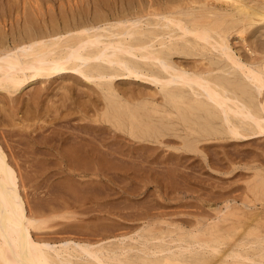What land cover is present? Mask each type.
Listing matches in <instances>:
<instances>
[{
  "label": "bare ground",
  "instance_id": "bare-ground-1",
  "mask_svg": "<svg viewBox=\"0 0 264 264\" xmlns=\"http://www.w3.org/2000/svg\"><path fill=\"white\" fill-rule=\"evenodd\" d=\"M72 1H74V0H58L59 6L61 8V10H60L61 12L60 11L56 12L55 3L53 2V0H0V7L7 9L8 13L10 12V14H11L10 19L0 18V92L4 94L5 98H7V100L13 101V102H18V100L20 98V94L22 91H24L26 88H28L31 85L33 86L34 84L40 83L41 85H39L37 87L34 86L35 87L34 89L31 88L32 92H30V95H31V98H33L35 100V98L42 97L43 94L47 90L50 91V88H52L54 86L53 83L54 82L56 83V81L60 80V78L61 79L62 78H65V79L69 78V79H73L75 82L76 81L79 82L78 84L83 83L84 85L88 86L89 90H87L85 88V90H87V93H85V96H86V98L89 97L88 99H86L88 102L85 101V102H87L86 103L87 106H89V109L87 107L88 110L92 109L97 114L99 112L100 113L101 112L108 113L109 111H112V113H114V120L117 119L121 123H124L122 118L126 114V110L128 111L127 108H130V109L133 108V112H134V110H136V106H141L143 108V111H142V109L141 110L139 109V112L142 111V113H140V114L144 113V109L146 110V114L150 113V111L152 112V113H150V115H148L149 119L144 118L147 120V122H151V123L154 121L157 122V120L160 119L161 124H162V122H163V124H165L164 127H168V125H171V126H174L175 130H179L180 127L182 128V126H179L180 123H182V124H184V127L187 126L186 127L187 130H189L188 129V126H190L189 125L190 123H188V113H189L188 110H189L190 112L197 114L198 116H196V117L201 118V120H203V122H205L203 124V125H205L204 128L206 131H209L210 134L211 133L218 134V133L224 132V133H226V136L230 137L229 140L232 141V139H233V140H236L238 142H240V141L242 142L243 140H250L251 141L257 137L263 138V136H264V0H123V4L121 6V9H119L118 13L113 12V14L110 16L101 10H97L96 13L94 14L93 18H90L88 16V12H89L88 9L89 8L87 9V12H86L87 14L77 13L74 10V2L75 1L74 2H72ZM84 2H82V3H84ZM66 3L71 8V11H69L67 13L62 12L63 7L66 6ZM94 4L96 5V3H94ZM97 4H98V2H97ZM59 6H58V8H59ZM91 14H92V12H91ZM74 84H72L71 82L70 83L68 82V83H64L62 86L65 89L70 90V89L76 88ZM62 86H60V87H62ZM57 89L58 88H56L55 90H57ZM73 90H72V93H74ZM76 91H77V89H76ZM58 92H57V94H58ZM76 93L77 92H75V94ZM83 94L84 93H82L80 96L77 94L80 98H78L77 96L74 97V98H76V101H78V102L81 101L80 99H82ZM65 95H66V93H65ZM26 96H28V95H26ZM69 96H70V94H69ZM71 99H73V98L71 97ZM2 100L3 99L0 98V102ZM40 100H41V98H40ZM83 100H82V102H83ZM3 101H5V100H3ZM25 101H27V100H25ZM43 102H41V103H43ZM9 103H11V102H9ZM53 103H55V101ZM21 105H23V108H24V104H21ZM74 105H75V103H74ZM75 106H77V105H75ZM134 106H135V108H134ZM51 107H53V105H51ZM56 109H57V107H56ZM46 110H47V108H46ZM79 111H81V110H79ZM23 112H24V110H23ZM156 112L157 113L163 112L161 114L158 113L157 114L158 117H159V115L162 116L164 114V112L167 113L168 117H169L170 112H171V115L173 117L172 118L170 117L168 119H164V118L157 119L155 117ZM82 113H83V111H82ZM95 113H93V114H95ZM100 113H99V115H100ZM153 113H155V114L153 115ZM174 113H176L175 115L178 114L176 118H175ZM80 114H81V112H80ZM80 114L78 113V115H80ZM129 114L131 116L130 112H129ZM133 114H134V116H136L137 112H136V115H135V112ZM15 115H16V113H15ZM27 115H26V117H27ZM96 115H94V116L98 120L99 116L97 118ZM112 115L110 117H112ZM68 116L67 117L64 116V117L70 119ZM76 117H78V116L76 115ZM83 117H84V115H82V118ZM73 118H75V117L73 116ZM92 118L90 116L89 119L96 122L95 121L96 119L94 118L95 120H93ZM101 118L102 117L100 116V119ZM140 118H142V117H140ZM140 118H138V120ZM21 120H23V119L21 118ZM40 120H39V123H41ZM134 120H135V123L136 122H138V124H139V122L141 123V121H138V120L136 121L135 118L132 120V123H134ZM195 120H198V119L195 118ZM101 121H103V120H101ZM30 122H28L27 124H29ZM79 122H81V121H79ZM114 122L115 121H112L111 124L114 125L115 124ZM129 122L131 124V120ZM32 123H34V120ZM100 123L101 122L99 120L98 124L89 122V123H85L84 125L83 124L82 125L86 126L88 128L87 132H89V134L93 136V138H91L88 135V136H86L85 140H87V142H88V140L97 139L100 142V145H102V146H98V145L91 146L88 143H84L82 145L81 144L80 145H74L75 147L74 146L71 147L72 148L71 150H69L68 148H65V146L52 148L56 157L59 160V163H60L59 166H62L60 159L65 158V159H68L70 161L69 162L70 164L68 166L69 169L73 170V171H78V173L81 174L82 176H89L90 178L91 177L93 178L95 176L96 177L108 176V172H109L108 167H110V165L108 164L109 163V161H108L109 155H113V153H115V152H120V153L124 152V150H125L124 145L125 144H124L123 140L120 139V136L121 135L123 136V134L120 133L121 130H120V132H118L119 130L114 131V130H112L113 125H109V126L107 125L106 126V125H101ZM116 123H118V122H116ZM44 124H46V123H44ZM52 124H55V123H52ZM142 124H139L140 127ZM161 124H159V125L161 126ZM132 125H131V127L133 128L134 125L133 126ZM143 125L147 126L148 124L146 123ZM152 125H151V127L153 130ZM48 126H49V122H48ZM129 127H130V125H129ZM155 127L157 128L156 125H155ZM32 128H34V127H31V129ZM136 128H137V133H138V131H139L138 126ZM117 129H119V128H117ZM130 129L131 128H129V130ZM143 129L145 130V128H143ZM25 130H27V129H25ZM134 130H136V129H134ZM190 130H192V129H190ZM190 130L187 132L193 133V130L192 131H190ZM132 131L133 130L131 129V131H129V133L131 134ZM184 131H185V129H184ZM59 132H60V130H59ZM73 132H75V131H73ZM134 132H136V131H134ZM32 133H33V131H32ZM133 133H132V136H134V134H135V133L134 134ZM169 135H171V134H169ZM132 136L130 138H132ZM1 137H2V135L0 134V264H194L197 262V260L200 262V263L198 262V264H201L202 262H203V264L204 263H206V264H222L225 262V260H228L229 257L231 258V256H238L239 257L238 260H241V261H243L241 258L246 256V257H248V259L249 258L255 259L256 263H258V264H264V247L263 248L259 247V242H261V240L263 242L264 239H262V237L260 236L258 238L260 240V241L258 240L259 241L258 244H251V242L247 243V240H249L248 238H250L252 235L255 236V234H253V232L256 233V231H257V230L255 231L253 228H254V223L255 224L258 223L256 221H257L258 217L261 215V212H259V211L255 212L253 214L254 218L253 217L252 218L255 222H247V224L245 223V225H246L245 227L241 226L242 228H244L243 230L241 227L238 226V225H241V221H240L241 218L239 220L240 221L239 224H238L239 221L235 222L238 224L236 226L232 225L235 223H233L232 222L233 220H231V219H233V215H234V218H236L235 217L236 212L237 211L241 212L242 209L236 210L235 214L231 213L233 215H232V218L229 220H231L232 224H228V222H229L228 218H227V221H228L227 224L228 225L223 224L219 220L221 222V224L224 226V228L231 227V228H233V230L235 229L234 231L232 230V235H230L231 232L229 233V230H228V233H229V235H228V233H225L227 231H225L224 228L223 229L220 228L221 231L224 230L222 232H224L225 235L227 234L226 236H228V237L232 236L233 240H234V236H236V235H238V236L235 237V241H233V243H231L232 239H228V237H227L228 241H231L230 242L231 244L227 241L229 245L226 246L227 245V242H226V245H225L226 248L222 249L221 251L219 250L220 252H218V254H217L218 249H221L223 246L220 248H217V247H214L213 245H210V246H213L212 248L214 250H216L215 248H217L216 253L214 254V250H212L213 254L211 253L212 255H210V256L208 254H210L209 252H211V251H201V249H199V248H203L204 246H205L204 248L207 249L208 245L204 244V242H200V241L198 243L196 242L197 245L199 244V246H197L199 248H195L194 247L195 243L190 244L191 243L190 240H188L186 238H182L183 235L181 236L180 234L184 233V229L180 230V228H179V230H176L178 227L177 228L175 227L176 229L174 228V230H176L177 232L178 231L180 232V234L178 233L177 236L176 235L174 236V234H176L177 232L173 231L174 232V234L172 233L173 235L171 234V232L169 233L171 236L170 238H167V237H165L163 239L156 238V237L160 236V235L156 236L157 232H159V233L161 232L164 234L165 232H168L169 229L167 231L166 228L155 225L157 223L154 220L156 214L152 212L153 210L152 211L150 210L148 212L150 202L152 200H149L150 201V202H148L149 206L143 205V204H145L146 200L142 204L143 208L148 206V210L146 211V209H145V211L147 213L141 212V213H144L142 216L146 218V220L145 219L144 220L147 222V224L143 223V227L137 226L136 227L137 232L135 231L136 233H134L135 235L131 233L133 231L132 225H131L132 231H129L130 230V228H129L128 231L126 229H124V231L126 230L125 232L122 231V233L116 234V232H118V231L115 232V230L120 228V226L123 224V221H121L122 220L121 219L120 223H114L115 221L111 220V218H109V220H111V222H113V223L108 224L110 221L108 223H106V225H104V227H105L104 230H106V231L109 230L113 234L110 233L112 235H109L108 237H110V238L107 240H103L106 237L104 235V238H101L99 236L100 239H102L103 241H101V240L91 241L88 239L89 237H86V234H85V237L87 239L84 237L85 239H83V240H82L83 235L82 236L77 235V236H79V238L80 237H82V238L81 239H75V238H70L71 236L66 237L67 234H65L64 236L66 238L62 239L61 241L53 240L50 238H44L45 235L43 236V234H42L43 237L42 236L40 237L39 234H38L39 235V237H38V235H36L38 232L35 234V231L33 229L38 227L36 225V221H37L36 215L38 214L37 211H39V210L35 211L33 208H31L32 206L30 208L27 207L25 197H24V194L22 191L23 190V188H22L23 183L21 184V182H20L21 181L20 177L22 176L20 174V171L22 169L20 170L18 167L17 162L19 160L15 161L16 158H14L13 155H10L8 153V151L6 150L5 146L2 143ZM63 137H65V136L63 135ZM125 137H127V136H125ZM136 137L137 136L135 135V138ZM163 137H166V136H163ZM5 139H8V138H5ZM200 139L201 138H199V140ZM215 139H217V138H215ZM223 139L224 138H222L220 140H223ZM93 140H91V141H93ZM162 140H163V138H162ZM173 140H175V139H173ZM176 140L178 142V139H176ZM197 140H198V138H197ZM118 141L120 144H118ZM125 141H127V140H125ZM132 141H133V138L131 139V143H132ZM180 141H181V139H179V142ZM236 141H234V142L236 143ZM5 142H6V140H5ZM125 143L127 144V142H125ZM128 143H130V142H128ZM137 143L139 145L141 144L139 142H137ZM148 143H149V141H148ZM148 143H146V144H148ZM113 144H116V146L118 144L120 146L111 147L110 145H113ZM135 144H134V147H135ZM146 144H144V145H146ZM159 144H161V143H159ZM225 144H226V142H225ZM228 144H230V142ZM216 145L218 146L219 143H217ZM105 146L111 147L112 149L107 150L108 149L107 148L105 150ZM141 146H139V148L138 147H135V148L140 149ZM149 146L144 148V149H147V152H148ZM220 146H218V147H220ZM134 147H133V149H134ZM223 147H224V145L221 146V148H223ZM130 148H131V152H133L132 147H130ZM224 149H225V147H224ZM137 150L134 149V151L136 153L138 152ZM142 150H143V148H142ZM142 150H140V151H142ZM156 150H153V151H156ZM128 151H130V150H128ZM143 151L146 152V150H143ZM153 151L152 152L150 151L152 153V155L155 154V152L153 153ZM160 151H158V153H161V155L163 153H165V154L167 153L166 155L168 156L170 153H172V152H170V153L169 152H163L162 150H160ZM131 152H130V154H131ZM135 152H134V154H135ZM173 152H175V151H173ZM127 153H129V152H127ZM151 153H149V154H151ZM179 153H177V154H179ZM165 154H163V155H165ZM181 154H183V153H181ZM181 154H180V156H181ZM131 155H133V153ZM135 155L137 157L138 153ZM152 155H151V157H152V159H154L153 156H155V155H153V156ZM170 155L174 156L172 154H170ZM147 156H150V155H147ZM167 156H166V158H167ZM229 156L231 157V155H228V157ZM119 157H123V156H119ZM157 157H159V154H157ZM124 158H125V156H124ZM132 158H130V159H132ZM176 158H179V155ZM152 159H150V160L152 161ZM162 159H161V164L163 163ZM175 159L172 162H175ZM179 159H181V161H182V159H184V157L183 158L180 157ZM126 160H128V159H126ZM132 160H131V163L133 164ZM146 160H148V159H146ZM165 160L166 159L164 158V162L169 163L170 159L169 160L167 159V161H165ZM177 160H176V162H177ZM222 160H223V157H222ZM230 161H233V159ZM154 162L156 163L157 161H154ZM183 162H185V160H183ZM183 162H182V164H183ZM220 162H221V160H220ZM155 163L153 164L151 162V164H153V166L155 165L154 168H156V165H157ZM144 164H145V162H144ZM164 164H166V163H164ZM170 164H172V163H170ZM177 164H178V162H177ZM153 166L152 167L150 166V168H153ZM114 167H116V166H114ZM134 169H136V168H134ZM45 170H47V169H45ZM131 170H133V169L131 168ZM156 170H158V169H156ZM60 171L71 173L69 175L73 176L72 172H70L69 170L67 171L66 169H62ZM179 171H180V169H179ZM136 172L137 171H134L135 175L131 174V175H134L132 177L135 178V176L137 175ZM138 172H140V169ZM156 172H158V171H156ZM156 172H154V174H156ZM257 173H260V172H257ZM257 173L255 176H257ZM150 175L152 176L151 178L158 177V175L157 176L156 175L153 176L152 174H150ZM159 175H161V174H159ZM261 176H262V174H261ZM139 177L141 180H143V178H141V176H139ZM139 177H138V179H139ZM161 177L163 178V176H161ZM136 178H137V176H136ZM151 178H150V180L148 179L149 181H151L150 184H152V180L154 183H157V182H155L154 178L152 180H151ZM145 179L146 178H144L143 182L142 181H140V182L147 183V181L145 182ZM157 179H156V181H157ZM159 179H160V177H159ZM164 179H162L161 184H162L163 180L164 181L169 180L166 178H164ZM262 179H264V178H262ZM160 180H158V182ZM149 181H148V183H149ZM53 183L54 182H52V184ZM62 183H63V181H62ZM89 183H91V182H89ZM97 183H98V181H97ZM108 183H109V181H108ZM126 183H128V182H126ZM132 183H131V185H132ZM134 183L136 184V182H134ZM137 183H139V182H137ZM142 183H140V184H142ZM258 183L257 184L261 186V182H258ZM74 184H75V182H74ZM94 184H95V182H94ZM94 184H91V185H94ZM102 184L103 183H101L100 185H102ZM111 184L112 183H110V185ZM161 184H159V185L161 186ZM138 185L139 184H137L136 186L138 187ZM169 185H170V183H169ZM255 185H253V186H255ZM136 186H134V187H136ZM140 186L137 188L139 191H141L140 189L143 188L144 185H142L141 188H140ZM145 186L147 187V185H145ZM156 186H158V183ZM107 187H109V186H107ZM61 188H63V185ZM71 189H72V187H71ZM131 189L135 191V189H133V187H131ZM63 190H64V188H63ZM91 190H93V189H91ZM119 190H120V188H119ZM121 190H123V189H121ZM132 190H131V192L133 193ZM108 191H106V192H108ZM139 191H137V192H139ZM110 192H113V191H110ZM135 193H136V191H135ZM146 193H147V191H146ZM226 195L227 194H225V195L222 194V196H226ZM76 196H77V194H76ZM90 196H92V195H90ZM116 196H118V194ZM110 197H111V195H110ZM132 197H133V195H132ZM146 197H144V198H146ZM60 198H62V197H60ZM65 198H67V197H65ZM135 198L136 197L134 196V198H131V199H135ZM138 198H140V196H138ZM53 199H55V198H53ZM58 199H56V200H58ZM155 199H158L157 201L159 202V204L162 201V199H160L158 197L154 198V200ZM89 200L90 199L88 198V202H90ZM141 200H138L139 201V204H137L138 206L139 205L141 206V204H140ZM154 200H153V202H154ZM60 201H62V200H60ZM134 201H136V200H134ZM134 201H133V203H134ZM27 202H28V200H27ZM164 202L163 203L161 202V203L164 204ZM61 203H63V201ZM76 203L74 202L75 207H76ZM86 203L87 202H85L84 205ZM136 203H137V201H136ZM235 203H236V201H235ZM70 204H71V201H70ZM74 204L71 205L72 208H73ZM80 204L81 203H79V206H80ZM96 204H98V203H96ZM151 204H153V203L151 202ZM154 204H156V203H154ZM154 204L151 205V207H153L152 209H154ZM165 204H166V202H165ZM39 205H41V204H39ZM46 205L48 206V204H46ZM61 205H63V204H61ZM169 205L167 203L166 206L162 205L161 207H163V206L167 207ZM225 205H226V203H225ZM65 206H68V205H65ZM79 206H77V207L79 208ZM96 206H93V207H96ZM101 206H99L100 207L99 209H101ZM242 206L244 207V205H242ZM158 207H160V206H158ZM249 207H250V205H249ZM143 208H140V210ZM224 208H226V207H224ZM231 208H232V206H231ZM237 208H235V209H237ZM244 208H246V207H244ZM81 209H82V207H81ZM136 209L138 210L139 208L137 207ZM163 209H164V211L167 210L166 208H163ZM52 210H56V209L52 208ZM52 210H50V212ZM62 210H61V212H63ZM64 210H65V207H64ZM73 210H74V208H73ZM110 210H111V208H110ZM130 210H132V208ZM137 210L136 211L134 210L135 213L138 212ZM156 210H158V209H156ZM173 210H176V209H172V211ZM229 210H226V211L228 212ZM94 211H95V208H94ZM127 211H128V209H127ZM134 211H133V214H134ZM172 211L170 209V212H172ZM41 212H43V210ZM167 212H169V211H167ZM242 212H241V214H242ZM245 212L243 214H245ZM48 213H49V211H48ZM97 213H99V212H97ZM131 213H132V211H131ZM141 213H136V214H141ZM222 213H223V211H222ZM222 213H221V216L224 214V213L223 214ZM238 213H237V217L243 216V214L240 216ZM136 214H134V215H136ZM182 214H183V212H182ZM96 215H98V214H96ZM228 215H229V213H228ZM46 216H47V214H46ZM107 216L109 217V214H107ZM244 216H246V215H244ZM84 217H86V216H83L82 218L84 219ZM134 217L135 216H133L132 217L133 219L131 218V220L134 221V219H135ZM180 217L183 218V216H180ZM263 217H264V215H263ZM99 218H100V216H99ZM99 218H96V220L98 221V220L102 219V218L101 219H99ZM105 218H107V217H105ZM114 218L116 219L117 217H114ZM175 218H177V217H175ZM182 218H179V219L182 220ZM207 218H206V220H207ZM166 219H164L163 222L169 221ZM187 219H189V221H190L192 218H187ZM248 219H250V218H248ZM248 219H245L243 217L242 220L247 221ZM263 219H262V222H263ZM38 220H40V219H38ZM70 220H67L69 223L67 221H65L63 224H66V225L70 224V222H71ZM94 220L95 219H93L92 221L94 222ZM105 220H103V221H105ZM117 220H118V218H117ZM183 220H186V218L185 219L183 218ZM72 221H73V219H72ZM75 221H80V219L79 220L75 219ZM87 221L83 220V222H82V219H81V225H82V223L85 224L84 222H87ZM210 221H211V219L208 222H210ZM258 221H260V218ZM90 222H91V219L89 221V224H90ZM126 222L127 221L125 220V223ZM194 222H197V221H194ZM262 222H259V223L263 224L264 222L263 223ZM98 223L99 222H97V224ZM217 223L220 224L218 221H217ZM224 223H226V222H224ZM242 223H244V222H242ZM259 223H258V225H259ZM91 224H93V223H91ZM103 224H105V223H103ZM158 224L160 225V223H158ZM164 224H170V223H164ZM35 225H36V227H34ZM207 225L211 227L210 228L211 231L216 232L215 231L216 228L218 229V227L216 226V227H214V230H213L210 223L206 224V226ZM212 225L215 226L214 221L212 222ZM258 225H255V226H258ZM260 225H259V228H261ZM70 226H68V229L70 228ZM102 226L98 225L99 229ZM128 226H130V225H126V228ZM162 226H163V224H162ZM181 226H182V224H181ZM198 226H199V223H198ZM200 226H201V224H200ZM204 226H205V224H204ZM208 226L204 230L207 231V229L209 228ZM252 226H253V228H252ZM61 228H62V226H61ZM79 228H80V224H79L78 229ZM90 228H91V226H90ZM97 228H95V229L97 230ZM184 228L186 229V227H184ZM202 228H204L203 225L200 229H202ZM238 228H239V231H238ZM65 229H66V227H65ZM72 229L73 228H71V230ZM87 229H89V228H87ZM87 229L85 230L86 231L85 233L90 231V229H89V231H87ZM200 229H198V230H200ZM236 229H237V232H236ZM35 230L37 231L38 229H35ZM53 230L54 229H52L51 231H53ZM182 230H183V233H181ZM187 230H189V229H187ZM252 230H254V231H252ZM40 231L42 232V230H39V232ZM43 231H45V230H43ZM47 231H49V230H47ZM63 231L64 230H62V232ZM91 231H93V230H91ZM211 231L208 232L207 234L210 233V235H211V233H213ZM60 232L61 231H59V233ZM97 232H99V231L97 230ZM114 232H115V234H114ZM192 232H193V230H192ZM197 232H194L195 233L194 235H196V237H193V239H192L193 241L195 238L197 239L198 236L200 235ZM219 232L220 231H218V233ZM49 233H52V232H49ZM91 233H93V232H91ZM188 233H190V232L188 231ZM224 233L222 234L220 232V234H222V238H223ZM251 233H252V235H250L248 237V235ZM263 233H264V230H263ZM202 234L203 233L201 231V236H202ZM205 234H206V232H204V235ZM214 234H213V236L214 237L216 236L215 239L216 238L218 239L219 237H221L220 235H219V237H217V235H218L217 233H214ZM259 234L257 233V235H259ZM49 235L47 234V236H49ZM68 235H69V233H68ZM94 235H95V233H94ZM186 235H187V238H189V239L191 238V237H188L189 236L188 234L184 233L185 237H186ZM190 235L192 236V233H190ZM204 235L202 237L201 236H199V237H201L202 239L203 238L205 239L206 237H204ZM96 236L94 238H98ZM178 236H180V237H178ZM262 236H264V235H262ZM162 237H163V235H162ZM214 237L210 238V239H208V238H206V239L211 240V239H214ZM90 238L93 239V235L90 236ZM155 238L158 239V241L159 240H161V241H159V242L155 241ZM153 239H154V241H153ZM188 241H189V243H188ZM208 244H210V243L208 242ZM205 249H202V250H205ZM188 253H190V255H188ZM199 253H203V255L198 256ZM193 254H196V256L195 255L194 256L197 259L191 261L189 256L192 257ZM226 262L227 263H224V264H228V261H226ZM245 262H247V261H245ZM231 264H235V263L232 262Z\"/></svg>",
  "mask_w": 264,
  "mask_h": 264
},
{
  "label": "rangeland",
  "instance_id": "rangeland-1",
  "mask_svg": "<svg viewBox=\"0 0 264 264\" xmlns=\"http://www.w3.org/2000/svg\"><path fill=\"white\" fill-rule=\"evenodd\" d=\"M74 1H72V2H74V10L77 13H79V14H87L86 12H87V9L89 8L88 9V11H89L88 12V16L90 18H93L94 17V14L96 13L97 10H101L104 13H107L108 15L111 16L113 14V12H117L118 13L119 12V9H121V6L123 4V0H121V1L120 0H107V1L106 0H96V1L95 0L94 1L93 0H82V1L81 0H77V1L74 0ZM53 2L55 3L56 12H59L61 10V8L59 6L58 0H53ZM82 2H84V3H82ZM97 2H98V4H97ZM94 3H96V5ZM58 6H59V8H58ZM64 7H63V11L62 12H66L67 13V12L71 11V8L67 5V3H66V6H64ZM91 12H92V14H91ZM10 17H11L10 12L8 13L7 9L0 7V18L10 19ZM68 79L69 78H67V79H65V78H62L61 79L60 78V80L56 81V83L55 82L53 83V85L55 87L53 86L52 88H50V91L47 90L43 94L44 97L42 96V97H39V98H35V100L33 98H31L30 92H32V89H34L35 87L41 85L40 83L34 84L33 86L31 85L28 88H26L24 91H22L21 94H20V98H19L18 102H13V101L7 100V98H5V96H4V94L0 92V94H1L0 95L1 96L0 98H2L3 100L6 101L5 102V101L2 100L0 102V134L2 135V137H1L2 139L1 140H2V143L5 146L6 150L8 151V153L10 155H13L14 158H16L15 161H18L19 160L17 162V164H18L19 169L20 170L22 169L20 171V174L22 175V176L20 175L21 176L20 177V180H21L20 182H21V184L23 183L22 184V188H23L22 191H23V194H24V197H25V201H26L27 207L30 208L32 206L31 208H33L35 211L39 210V211H37L38 214L36 215L37 216L36 225L38 227H36V225L34 226V227H36L35 229H38V230L36 231L35 229H33L35 231V234L38 232L36 235L39 234L40 237H41L42 234H43V236L45 235L44 238H50V239L57 240V241H61L62 239L66 238L68 236L69 237L71 236L70 238L81 239L82 237L79 238V236L80 235L81 236L83 235L82 240L85 239L86 237H89L88 239L91 240V241H97V240L103 241V240L109 239L110 237H108V236L113 234L109 230L108 231L104 230L105 229L104 225H106V223H108L109 221L110 222L108 224L113 223V222H111V220H114L115 221L114 223H120L121 221H123V224L120 226V228L119 229L116 228L117 230H115V232L118 231V232H116V234L122 233V231L123 232H125L126 230L128 231L129 228H130L129 231H132L133 230L131 233L134 234V233L137 232V229H136L137 226L143 227V223L144 224H147V222L145 221L146 218L142 216L144 213H141V212H146L148 210V206H149L148 205V202H150L149 200H152L151 202L153 204L154 203H156V204H154V209H152L153 207H151V205H153V204H151V202H150V206H149L148 212L150 210L151 211L153 210L152 212L156 214L154 220L157 223L155 225L156 226L158 225V226L164 227V228H166L167 231L169 229V231L168 232H165L164 234L160 232L163 235V237H162V235L159 232H157V235L156 236H159V235L160 236L159 237H156V238H159V239H163L165 237L170 238L171 237L170 234H169L170 232H171V234L172 233L174 234V232H177L176 230H179V228H180V230L181 229H184V233L188 234L189 235L188 237H191L190 239L187 238V235H186V237L184 236L183 230L181 232L183 234H180V232L178 231L176 234H174V236L175 235L177 236L178 233L181 236L183 235L182 238H186V239L190 240L191 241L190 244H194L195 243V245H194L195 248H199V247H197V246H199V244L197 245V243L199 241L200 242H204V244H207L208 245V246L206 245L207 246V249L204 248L205 246L203 248H199V249H201V251H211V252H209L210 254H208L210 256V255L213 254V252H212V250H214L212 248L213 246L214 247H217V248H220V247L223 246L221 249H218V251H217V254H218V252H220L222 249H225L226 248L225 245H226V242L228 241V239H232V242L231 241H228V242L229 243L230 242L233 243V241H235V237L238 236V235L234 236V240H233V237L232 236L231 237L229 236L230 238L228 236H226L227 234L225 235V233H228V230H229V233L231 232L230 235H232L233 228H231V227L224 228V226L221 224V222L223 224H225V225H228V224H232V222L235 223L236 221H239L240 218H241V220H240L241 221V225H238L240 223V221L238 222V224L235 223V224H232V225H234V226L238 225L239 227H241V226L242 227L243 226L245 227L246 226L245 223L247 224V222H255L253 220V218H254L253 217V214L255 212H258V211L261 212V215L258 217V219H257L256 222H258V223L259 222H262V219L264 218L263 217V215H264V185H263L264 184V181L263 180L264 179H262V178H264V173H263L264 172V136H263V138L262 137L261 138L260 137H257L258 139L257 138H254L251 141L250 140H243L244 142L243 141L242 142L241 141L238 142V141L233 140V139H232V141L229 140L230 137L226 136V133H224V132L223 133H218V134H216V133L215 134L214 133H211L210 134L209 131H206L205 128H204L205 125H203V124L205 122H203V120H201V118H197L196 116H198V115L197 114H194L193 112H190L189 110H188V112H189L188 113V123H190L189 124L190 126H188V129L189 130L192 129L193 130V133L192 132H190V133L187 132V131H189L186 128L187 126L184 127V124H182V123H180V125H179V126H182V128L180 127L179 130H175L174 129V126H171V125H168V127H164L165 124H163V122L161 124V120L159 118H161V119L162 118L168 119L170 117L172 118L173 116L171 115V112H170L169 117H168L167 113H165V112H164V114L162 116L159 115V117L157 115L159 112L158 113L156 112V114L153 113V115L155 114V117L157 119H159V120H157V122L154 121L152 123L151 122H147L146 119H149L148 118V115H150V113H152V112L150 111V113H147L146 114V110L144 109V113L143 114H140L143 111V108L141 106H136V110H134L135 115H136V112H137V115L136 116H134V114H133L134 113L133 112V108H131V109L130 108H127L128 109V111L126 110V114L127 115L125 114L123 116V118H122V120H123L124 123H121L117 119L114 120V113H112V111H109L108 113H105V112H101L100 113L99 112L100 113V115H99V113L98 114L95 113L94 110H92V109L88 110L89 109V106H87V104H86L88 102L86 99H88L89 97L86 98V96H85V93H87V90H89L88 86L84 85L83 83L82 84L81 83L78 84L79 82L76 81L77 82L76 83L73 79H69V80ZM68 82L69 83L71 82L72 84L75 83L74 85H75L76 88H73L74 90L73 89H70V90L65 89L62 85L64 83H68ZM60 86H62V87H60ZM56 88H58V89L55 90ZM85 88L87 90H85ZM76 89H77V91H76ZM72 90L74 91V93H72ZM57 92H58V94H57ZM75 92H77V93L75 94ZM65 93H66V95H65ZM82 93H84V94L82 96V99H80L81 101H79V102L76 101V98H74V97L77 96L78 98H80L79 96ZM69 94H70V96H69ZM26 95H28V96H26ZM71 97L73 99H71ZM40 98H41V100H40ZM25 100H27V101H25ZM82 100H83V102H82ZM52 101L53 102L55 101V103H53ZM85 101H87V102H85ZM9 102H11V103H9ZM41 102H43V103H41ZM74 103L77 106H75ZM21 104H24V108H23V105H21ZM51 105H53V107H51ZM56 107H57V109H56ZM87 107H88V109H87ZM46 108H47V110H46ZM134 108H135V106H134ZM139 109L140 110L142 109V111L139 112ZM23 110H24V112H23ZM79 110H81V111H79ZM82 111H83L84 114L82 113ZM14 112L16 113V115H15ZM80 112H81V114H80ZM129 112L131 113V116H130ZM78 113L81 116L78 115ZM93 113H95V114H93ZM161 113H163V112H161ZM161 113H159V114H161ZM175 114L176 113H174V115ZM26 115H27V117H26ZM76 115L78 117H76ZM82 115H84L83 118H82ZM94 115H96L97 118L99 116L98 120L95 118ZM111 115H112V117H110ZM177 115H175V118L177 117ZM64 116L65 117L68 116L70 119L65 118ZM73 116L75 118H73ZM90 116H91V118L93 117L92 118L93 120L96 119L95 121L97 123L94 122V121H92L91 119H89ZM100 116L102 117L101 119H100ZM140 117H142V118H140ZM21 118L23 120H21ZM134 118L136 119V121L138 120V118L141 119V120L140 119L138 120V121H141V123L139 122V124H142V123L143 124H146L147 123L148 125L145 126V125L142 124L141 127H140V125L138 124V122L135 123V120H134V123H132V120ZM144 118H146V119H144ZM195 118L198 119V120H195ZM129 119L131 120V124L129 122L130 121ZM33 120H34V123H32ZM39 120H40L41 123H39ZM99 120L101 122L100 123L101 125H106V126L107 125L108 126L109 125H113L111 123H112V121H115L114 122L115 124L112 126V128H113L112 130H114V131L115 130L116 131L119 130L118 132H120V130H121L120 133L123 134V136L121 135L120 136V139H122L123 142H124V144L126 145V146L124 145V147H125L124 148L125 149L124 152H122V153L115 152V153H113V155H109V159H108L109 163L108 164L110 165V167H108V168H109V172L110 173L108 172V176H103V177H96L95 176L93 178L92 177L90 178L89 176H82L81 174L78 173V171H73V170H70L69 169L68 166L70 164L69 163L70 161L68 159H65V158L60 159L63 167L62 166H59L60 163H59V160L56 157L54 151L52 150L53 147L55 148V147H60V146L64 147L65 146V148H68L69 150H71L72 149L71 147H73L74 145H80V144L82 145L84 143H88L91 146H93V145L102 146V145H100V142L97 139H94V140L91 139L93 141L88 140V142H87V140H85L86 136L89 135V137H91V138H93V136L90 135L89 132H87V129L88 128L86 126H83L85 123H89V122L90 123L98 124V121ZM101 120H103V121H101ZM27 121L28 122L31 121L30 123L32 125L30 123L27 124L28 123ZM79 121H81V122H79ZM43 122L46 123V124H44ZM48 122H49V126H48ZM116 122H118V123H116ZM52 123H55V124H52ZM132 124L134 125L133 128L131 127ZM159 124H161V126ZM129 125H130V127H129ZM151 125L153 126V130H152ZM155 125L157 126V128L155 127ZM137 126H138V130H139L138 133H137V128H136ZM31 127H34V128L31 129ZM117 128H119V129H117ZM129 128H131L133 130L131 132V134L129 133V131H131V129L129 130ZM143 128H145V130ZM25 129H27V130H25ZM134 129H136V130H134ZM184 129H185V131H184ZM59 130H60V132H59ZM192 130H190V131H192ZM32 131H33V133H32ZM73 131H75V132H73ZM134 131H136V132H134ZM132 133L134 134V136H132ZM169 134H171V135H169ZM63 135L65 137H63ZM135 135L137 136L136 138H135ZM125 136H127V137H125ZM131 136L133 138L132 143H131V139L132 138H130ZM163 136H166V137H163ZM161 137L163 138L164 141L162 140ZM5 138H8V139H5ZM197 138H198V140H197ZM199 138H201V139L199 140ZM215 138H217V139H215ZM222 138H224V139L223 140H220ZM173 139H175V140H173ZM176 139H178V142H177ZM179 139H181V141L183 143L181 141L179 142ZM5 140H6V142H5ZM125 140H127V141H125ZM148 141H149V143H148ZM234 141H236V143ZM125 142H127V144ZM128 142H130V143H128ZM137 142H139L141 144L139 145ZM145 142L148 143V144H146ZM225 142H226V144H225ZM229 142H230V144H228ZM159 143H161V144H159ZM217 143H219L218 146H220V145L223 146L224 145L225 149H224V147L221 148V146L218 147L216 145ZM118 144H120L119 141H118ZM118 144H117V146H120ZM134 144H135V147H138V148L142 144L143 145L146 144V145H144L145 147L142 145L140 147V149L137 148L138 149L137 150L134 147ZM147 145L148 146L150 145L149 148H148V152L149 153H151L153 150H156L157 149L158 151L162 150L163 152H169V153L172 152L170 154H172L174 156H171L169 153H168L170 155V156L168 155L169 157L166 155L167 153L166 154L163 153L165 155H163V154L161 155L162 152L160 151L161 153H158L157 150H156L157 152L156 151H153V153L155 152V154H153L155 156H153L152 153L149 154L147 152V149H144V148L148 147ZM110 146L111 147H117L116 144H113V145H110ZM111 147H108V146L106 147L105 146V150L107 148H108L107 150H110V149H112ZM130 147H132V151L133 152H131V148ZM133 147H134L135 150L138 151L137 152L138 153L137 157L135 155L137 153L134 151ZM142 148H143V150H146V152L143 151ZM128 150H130V151H128ZM140 150H142V151H140ZM173 151H175V152H173ZM125 152L126 153L129 152V153L126 154ZM130 152H131V154L133 153V155L135 157L133 155H131ZM134 152H135V154H134ZM177 153H179V154H177ZM181 153H183V154H181ZM157 154H159V157H157ZM180 154H181V156H180ZM147 155H150V156H147ZM151 155L153 156L154 159H152ZM178 155H179V158L180 157H182V158L184 157V159H182V161H181V159L176 158V157H178ZM228 155H231V157L230 156L228 157ZM119 156H123V157H119ZM124 156H125V158H124ZM166 156H167V158H166ZM222 157H223V160H222ZM130 158H132L133 160L130 159ZM145 158L148 159V160H146ZM164 158L166 159L165 161H167V159L168 160L170 159L169 160V163L168 162H164ZM126 159H128V160H126ZM150 159H152V161ZM161 159L163 161L162 164H161ZM174 159H175V162H172V161H174ZM229 159L230 160L233 159V161H230ZM131 160H132L133 164L131 163ZM176 160H177L178 164H177ZM183 160H185V162H183ZM220 160H221V162H220ZM154 161H157V162L155 163ZM144 162H145V164H144ZM151 162L153 164L154 163L157 164L156 165V168H154L155 165L153 166V164H151ZM182 162H183V164H182ZM164 163H166L167 165L164 164ZM170 163H172V164H170ZM114 166H116V167H114ZM132 166L134 168H136V169H134ZM150 166L151 167L153 166L154 169L153 168H150ZM131 168L133 170H131ZM45 169H47V170H45ZM62 169H66L67 171L69 170L70 172H72V175L73 176H70L69 175L71 173H67V172H64V171L63 172L60 171ZM139 169H140V172H138ZM156 169H158V170H156ZM179 169H180V171H179ZM134 171H137L136 172L137 178H136V176H135V178L132 177V176L135 175ZM156 171H158L159 173L156 172ZM154 172H156V174H154ZM257 172H260L262 174V176H261L260 173H257ZM256 173H257V176H255ZM131 174H134V175H131ZM150 174H152L153 176H155V175L157 176L158 175V177H155V178L153 177L154 180H155V182L158 183V186H156L157 183H154L153 182V180H152L153 178H151L152 176ZM159 174H161V175H159ZM139 176H141V178H143V180H141ZM161 176H163V178ZM138 177H139L140 180L138 179ZM159 177H160L161 180L159 179ZM144 178H146L145 179V182L147 181V183H148V181L151 178L152 184H150L151 181H149L148 184L147 183H142L144 181ZM164 178L169 179L170 181L172 180L171 181L172 183L169 180H168L169 182L168 181H164L165 180ZM156 179H157V181H156ZM162 179H164V180H163V182L161 184ZM158 180H160V181L158 182ZM62 181H63V183H62ZM97 181H98V183H97ZM108 181H109V183H108ZM140 181H142V182H140ZM52 182H54V183L52 184ZM74 182H75V184H74ZM89 182H91V183H89ZM94 182H95V184H94ZM100 182L103 183V184L100 185L101 184ZM126 182H128V183H126ZM134 182H136V184ZM137 182H139V183H137ZM256 182L257 183L258 182H261V186L258 185L259 183L257 184ZM110 183H112L111 184L112 186L110 185ZM131 183H132V185H131ZM140 183H142V184H140ZM169 183H170V185H169ZM91 184H94V185H91ZM137 184H139L138 187L140 185L141 186L144 185L143 188H141V186H140V188H141L140 190L141 191H139L137 189L138 188L136 186ZM159 184H161V186ZM62 185H63L64 190H63V188H61ZM145 185H147V187ZM253 185H255V186H253ZM107 186H109V187H107ZM134 186H136V187H134ZM71 187H72V189H71ZM131 187H133V189H135L136 193H135L134 190L131 189ZM119 188H120V190H119ZM91 189H93V190H91ZM121 189H123V190H121ZM131 190L133 191V193L131 192ZM106 191H108V192H106ZM110 191H113L115 194L113 192H110ZM137 191H139V192H137ZM146 191H147V193H146ZM221 193L223 195H225V194H227V195L226 196H222ZM76 194H77L78 197L76 196ZM117 194H118V196H116ZM90 195H92V196H90ZM110 195H111L112 198L110 197ZM132 195H133V197H132ZM64 196L67 197V198H65ZM134 196L136 198L135 199H131V198H134ZM138 196H140V198H138ZM60 197H62V198H60ZM144 197H146L147 199L144 198ZM157 197L160 198V199H162V201L160 200L162 203L165 201L166 204H165V202H164V204H162L161 202L159 204V202L157 201L158 199H155L154 200V198H157ZM53 198H55V199H53ZM88 198L90 199L89 200L90 202H88ZM26 199L28 200V202H27ZM56 199H58V200H56ZM60 200H62L63 203H61L62 201H60ZM69 200L71 201V204H70V201ZM134 200H136L137 203ZM138 200H141V202H140L141 206L139 205L140 207L137 205V204H139V201ZM153 200H154V202H153ZM133 201H134V203H133ZM144 201H145V204H143ZM235 201H236L237 204L235 203ZM74 202L75 203L77 202L76 203V207H75ZM85 202H87V203L84 205ZM79 203H81L80 206H79ZM96 203H98V204H96ZM167 203H168V205L170 204L169 205L170 207L169 206H167V207H164V206L161 207L162 205H165L166 206ZM225 203H226V205H225ZM39 204H41V205H39ZM46 204H48V206ZM61 204H63L64 206L61 205ZM73 204H74V206H73L74 210L71 207V205H73ZM142 204L143 205H148V206H146L145 208H143ZM65 205H68V206H65ZM157 205L160 206V207H158ZM242 205H244V207H246V208H244ZM249 205H250V207H249ZM77 206H79L80 209ZM93 206H96V207H93ZM99 206H101V209H99L100 208ZM231 206H232V208H231ZM64 207H65V210H64ZM81 207H82V209H81ZM137 207L139 208L138 210L136 209ZM224 207H226V208H224ZM52 208H54L56 210H52ZM94 208H95V211H94ZM110 208H111V210H110ZM131 208H132V210H130ZM140 208H143V209H141L142 211L140 210ZM163 208H166L167 209V210H165L166 212L164 211ZM235 208H237V209H235ZM127 209H128V211H127ZM145 209H146V211H145ZM156 209H158V210H156ZM170 209H171V211H172V209H176V210H173L172 211L173 213H172V212H170ZM240 209H242L241 212L243 211L242 214L245 211L247 213L245 212V214H243V216H241L242 215L241 212L237 211L236 212V216H235L236 218H234V215L233 214H235V211L236 210H240ZM42 210H43L44 213L41 212ZM50 210H52L53 212L52 211L50 212ZM61 210L63 212H61ZM134 210L135 211L136 210L138 211L136 213H141V214H136ZM226 210H229V211L227 212ZM48 211H49V213H48ZM131 211H132V213H131ZM133 211H134V214H136V215L133 214ZM167 211H169V212H167ZM222 211H223L224 214L222 213ZM97 212H99V213H97ZM182 212H183V214H182ZM106 213L109 214V217L107 216ZM221 213L223 214L222 216H221ZM228 213H229V215H228ZM231 213H233V214H231ZM237 213L241 217H239V216L237 217ZM46 214H47V216H46ZM96 214H98V215H96ZM232 215H233V219H231L232 218ZM244 215H246V216H244ZM83 216H86L87 218L84 217V219H83L82 218ZM99 216H100V218H99ZM104 216L107 217L108 219L105 218ZM133 216H135L134 217L135 218L134 221L131 220V218ZM174 216L177 217V218H175ZM180 216H183V218L184 219L186 218V220H183V218L180 217ZM114 217H117L118 220H117V218L115 219ZM178 217L179 218H182V220L179 219ZM203 217L204 218L205 217L206 218L208 217V218L206 220V218L204 219ZM243 217L245 219H248V218H250V219H248L247 221L246 220H242ZM96 218H99V219L102 218V219L97 221ZM109 218H111V220H109ZM187 218H192V219L189 221V219H187ZM227 218H228V220L231 219L233 221L231 222V220H229V222H230L229 223L227 221ZM259 218H260V221H258ZM38 219H40V220H38ZM72 219H73L74 222L72 221ZM75 219H78V220L80 219V221H75ZM81 219H82V222H83V220L84 221L85 220L86 221L88 220V221L87 222H84L85 224L82 223V225H81ZM90 219H91V222L89 224ZM93 219H95L94 222L92 221ZM164 219L169 220L170 222L169 221L163 222ZM210 219H211V221L208 222ZM67 220H70L71 221L70 224H68V225L63 224ZM103 220H105V221H103ZM125 220L127 221L126 223H125ZM193 220L194 221H197V222H194ZM212 220L214 221V225L215 226L212 225V222H213ZM216 220L220 224H218ZM97 222H99V223L97 224ZM224 222H226V223H224ZM227 222H228V224H227ZM242 222H244V223H242ZM263 222H264V219H263ZM91 223H93V224H91ZM103 223H105V224H103ZM158 223H160V225ZM164 223H170V224H164ZM198 223H199V226H198ZM209 223L212 226V229L213 230H214V227H216V226L218 227V229L216 228V230H215L216 232L211 231V229H210L211 227L208 226V225L207 226L209 228L207 229V231L204 230V229L207 228L206 224H209ZM258 223L257 224L254 223V228L252 226V228L255 231L257 230L258 232L257 231H256V233L253 232V234H255V236L252 235V233L249 234L248 237L250 235H252L253 237L251 236L250 238H248L250 241L247 240V243H250L251 242V244H258V242L260 241L258 238L260 236L262 237V239H264V236H262V235H264V233H263V230H264V228H263L264 225L263 224L264 223L263 224L259 223V225L261 224L260 227L263 230L261 228H259ZM79 224H80V228L78 229ZM162 224H163V226H162ZM181 224H182V226H181ZM200 224H201V226H200ZM204 224H205V226H204ZM98 225H101V226L103 225V226L100 227V229H99ZM126 225H130V226H128L126 228ZM131 225L133 226L132 230H131V227H132ZM202 225H203L204 228L200 229L202 227ZM255 225H258V226H255ZM61 226H62V228H61ZM68 226H70L69 229H68ZM90 226H91L92 229L90 228ZM65 227H66V229H65ZM175 227L176 228L178 227V228L176 229ZM184 227H186V229ZM71 228H73V229L71 230ZM87 228H89L90 231ZM95 228H97V230L99 232H97V230ZM174 228L176 230H174ZM220 228H222V229L224 228V230L227 231V232H225V233L222 232L224 230L221 231ZM52 229H54V230L51 231ZM86 229L89 232L85 233L86 232L85 231ZM124 229H126V230L124 231ZM187 229H189V230H187ZM198 229H200V230H198ZM243 229L244 228H242V230ZM39 230H42V232L41 231L39 232ZM43 230H45V231H43ZM47 230H49V231H47ZM62 230H64V231L62 232ZM91 230H93V231H91ZM192 230H193V232H192ZM254 230H252V231H254ZM59 231H61V232L59 233ZM188 231L190 233H192V236L190 235V233H188ZM201 231L203 233L202 236L204 235V232H206V234L208 232H210V231L213 232V233H211V235H210V233L207 234L208 236L206 234L204 235V237H206L208 239L213 238L214 237L213 236L214 233H217L218 234L217 237H219V235L221 237H219L218 239L217 238L215 239V237H216L215 236L214 239H211V240H208L206 238L205 239L204 238L202 239L201 238L202 237L201 236ZM218 231H220L222 234L224 233L223 238H222V234H220V232L218 233ZM238 231H239V228H238ZM49 232H52V233H49ZM91 232H93V233H91ZM115 232H114V234H115ZM194 232L199 233L200 234L199 236H201V237L198 236L199 239L197 238L198 239L197 240L195 238L194 241H193L192 240L193 237H196V235H194L195 234ZM236 232H237V229H236ZM68 233H69V235H68ZM94 233H95V235H94ZM110 233H112V234H110ZM229 233H228V235H229ZM257 233L258 234L260 233L261 235L260 234L257 235ZM47 234L48 235L50 234L49 235L50 237L47 236ZM65 234H67L66 237L64 236ZM85 234H86V237H85ZM39 235H38V237H39ZM77 235H79V236H77ZM92 235H93V239L90 238V236H92ZM104 235L107 238L105 237V239H103V240L100 239V237L101 238H104ZM95 236L98 237V238H94ZM59 237L60 238L62 237V238L60 239ZM178 237H180V236H178ZM227 237H228V239H227ZM156 238H155V241H158V239H156ZM153 241H154V239H153ZM159 241H161V240H159ZM208 242L210 244H208ZM228 242H227V245L226 246L229 245ZM261 242H262V240H261ZM261 242H259V247H262L263 248L264 247V245H263L264 244V240L262 242L263 244ZM188 243H189V241H188ZM210 245H213V246H210ZM217 248H215V249L217 250ZM202 249H205V250H202ZM216 250H214V254L216 253ZM199 254H198V256H202L203 255V253H199ZM188 255H190V253H188ZM194 255L196 256V254H193L192 257L189 256V258L191 259V261L197 259ZM229 259L233 263H235V264H244V263L245 264L246 263L247 264H250V263L251 264L252 263L253 264H258V263H256L255 259H253V258H249L248 259V257H246V256H244L243 258H241L243 261L238 260L239 259L238 256H231V258L229 257L228 260H225L224 263H227L226 261H228V264H231L232 262ZM245 261H247V262H245ZM198 262L199 261L197 260V262L194 263V264H198ZM224 263H222V264H224ZM201 264H203V262ZM204 264H206V263H204Z\"/></svg>",
  "mask_w": 264,
  "mask_h": 264
}]
</instances>
